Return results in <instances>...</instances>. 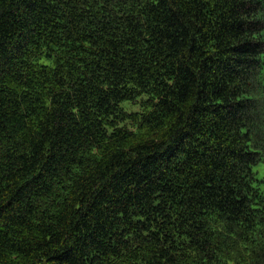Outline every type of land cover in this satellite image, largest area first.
I'll return each mask as SVG.
<instances>
[{"label": "trees", "instance_id": "1", "mask_svg": "<svg viewBox=\"0 0 264 264\" xmlns=\"http://www.w3.org/2000/svg\"><path fill=\"white\" fill-rule=\"evenodd\" d=\"M0 264H264V0H0Z\"/></svg>", "mask_w": 264, "mask_h": 264}, {"label": "rangeland", "instance_id": "2", "mask_svg": "<svg viewBox=\"0 0 264 264\" xmlns=\"http://www.w3.org/2000/svg\"><path fill=\"white\" fill-rule=\"evenodd\" d=\"M123 106L127 107L128 109H138V106H131L129 102H124Z\"/></svg>", "mask_w": 264, "mask_h": 264}]
</instances>
